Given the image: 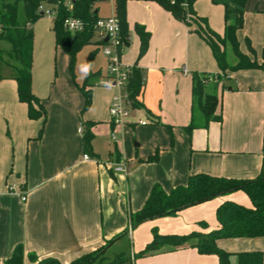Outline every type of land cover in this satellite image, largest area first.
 <instances>
[{
  "label": "crops",
  "instance_id": "obj_1",
  "mask_svg": "<svg viewBox=\"0 0 264 264\" xmlns=\"http://www.w3.org/2000/svg\"><path fill=\"white\" fill-rule=\"evenodd\" d=\"M127 2L136 10L125 8L128 40L123 51H130L127 58L122 51L121 62L136 65L143 84L137 114L122 125H113L108 116L103 124L95 122L90 113L94 102L82 113L84 97L70 75L60 77L46 66L48 72L36 79L34 30L39 28V18L30 26L31 90L42 100L46 119L44 123L42 118L30 119L26 104L17 97L7 54L10 43L0 41L5 55L0 62V264L19 243L25 252L24 264H33L26 256L30 252L70 264L125 230L108 247L126 239L134 261L136 252L151 240L153 227L161 234L208 232L218 228L215 210L224 200L251 206L247 195L237 191L131 228L130 212L142 208L154 184L170 192L184 185L190 174L254 178L264 173V73L259 69L227 71L216 85L207 83L206 91L218 99L214 114L219 118L188 134L184 127L192 115V74L218 72L211 49L191 31L194 25L175 19L156 2ZM113 13L112 6L111 14L97 15ZM135 24L149 34L147 49L138 60L141 37ZM52 26L53 19L51 27L44 29L52 32L45 51L56 57L60 47L55 44ZM258 43L262 48L264 38ZM257 60L260 62L261 57ZM111 96L109 92L106 107ZM139 118L148 124H137ZM195 118L203 121L198 114ZM85 120L95 122L90 154L84 151L78 132ZM156 151L158 160L146 161ZM116 163H123L124 171L114 172L111 166ZM217 245L232 253L261 251L264 264V237L219 239ZM185 255L195 264H216L215 257L201 255L189 245L149 254L179 264ZM232 264H236L235 258Z\"/></svg>",
  "mask_w": 264,
  "mask_h": 264
},
{
  "label": "trees",
  "instance_id": "obj_2",
  "mask_svg": "<svg viewBox=\"0 0 264 264\" xmlns=\"http://www.w3.org/2000/svg\"><path fill=\"white\" fill-rule=\"evenodd\" d=\"M152 1L168 11L175 19L188 26L194 25L195 27L191 31L197 33L208 44L218 66L216 74H198L196 72L192 74V115L190 123L184 127L186 132L191 134L194 128L204 127L210 120L219 118L214 114L218 99L213 92L206 91L207 83L214 82L216 85L226 76L227 71L259 69L264 73V45L261 48L260 62L251 59L239 50L236 32L243 25L244 8L247 0L222 1L224 6L223 35L214 32L205 19L196 15L193 10V4L196 0ZM212 1L216 3V0ZM41 3L56 5V17L53 19L52 30L56 46L60 47L69 58L68 69L72 81L74 80L75 55L84 45L89 44L93 37V24L98 17V10L96 7L92 9L93 0H72L71 10L63 6V0H0V41L5 40L10 43L7 54L12 64V78L16 82L18 100L26 104L30 119L42 118L44 123L46 111L43 102L31 90L33 32L30 26L43 16L37 12ZM115 10L120 22L121 34L128 38L125 1L117 0ZM69 15L79 17L85 22L83 31L70 33L64 29L63 19ZM135 30L141 37L138 60L147 49L149 34L137 24H135ZM227 43L236 57V62L232 65L228 64L226 60L225 46ZM93 52L95 50L88 55L82 84H75L84 97L82 113L90 108L92 87L97 85L103 76L99 71H91ZM1 61L2 51L0 49ZM142 84V73L136 65H132L126 91L134 109L140 106L137 97L141 92ZM195 114H198L203 121H197ZM94 124L95 122L90 120L81 122L82 143L87 154H90L91 151L90 144L93 138L91 128ZM157 160V151L146 159L148 162H156ZM237 191L247 195L251 206L248 207L232 200H224L215 210L218 228L208 232L191 231L186 234H161L156 227H153L151 240L134 257L149 255L162 249L175 250L189 245L195 247L199 254L216 255L219 264H232L234 258L236 264H263L261 251L232 253L220 248L217 241L229 238L264 237V173H260L254 178H228L206 173L190 174L184 185H178L170 192H165L159 184H154L142 208L134 213L130 212V225L131 228H135L146 220L172 217L182 209ZM201 224L205 223L201 222ZM125 233L126 230L95 250L73 259L70 264H122L127 260L125 253H116L111 259L105 253L108 246ZM26 256L33 264H61L56 257L52 256L39 258L33 252L27 253ZM24 257V248L19 243L13 247L10 255L2 263L24 264Z\"/></svg>",
  "mask_w": 264,
  "mask_h": 264
},
{
  "label": "rangeland",
  "instance_id": "obj_3",
  "mask_svg": "<svg viewBox=\"0 0 264 264\" xmlns=\"http://www.w3.org/2000/svg\"><path fill=\"white\" fill-rule=\"evenodd\" d=\"M222 1L225 0H216V3H214L212 0H197L193 4V10L195 13L206 20L208 26L214 30L216 33L220 34L223 32L224 27V6L222 4ZM95 7L99 8L98 13L100 15H109L112 11V3L111 2H95ZM134 4L127 2L125 4L126 10H136L135 7H133ZM132 10V11H133ZM244 22L240 29H238L236 38L238 42V47L241 52H247L246 54L249 55L251 59H259L261 57V45H259L258 42L264 38V0H247L245 4V11H244ZM51 18L48 16L43 15L39 18V28L35 32V39H34V49L36 52L35 56V62H34V75L36 79H38V76L44 75L45 72H48V67L52 68L53 71L56 70L57 75L60 77L63 76V74H69L68 69V63L69 58L68 56L63 52L61 48L58 50V54L55 57L53 52L51 54H48L47 51H45V44L46 41L50 39L52 40V32L50 30H44L45 28L49 29L51 27ZM49 37V38H48ZM97 37L94 36L91 38L89 44L84 45L75 55V61L73 66V72H74V84L81 85L84 76H85V65L88 58V55L91 51L95 50L93 52V57L91 58V70H98L100 72H104L107 62V56H105L102 53V47L101 44L96 42ZM97 48V50H96ZM130 49L123 51L124 56L127 58L129 54ZM225 52H226V60L230 64L235 63L236 58L231 50L230 45L227 43L225 46ZM2 58H5V55L2 53ZM258 61V60H257ZM50 63V64H49ZM184 64V63H183ZM46 66H48L46 68ZM5 67V66H3ZM184 68V67H183ZM184 70V69H183ZM197 73H211L213 71H196ZM190 73V71H189ZM52 74V73H50ZM104 75V74H103ZM113 95L116 92V88L111 86H100L95 85L92 87V95H91V105L94 106L93 109L96 111V115H93V112H90L92 116L96 119L95 122L97 123H104V120H106L107 116L110 121V115L108 111V106L106 107V98L108 94ZM95 95V99H94ZM129 109V117L126 121H128L131 118H134L137 114L136 109L134 108H128ZM92 111V110H91ZM110 137L112 139L113 136ZM119 138V133L117 132L115 134V141H117ZM114 140H112L113 142ZM207 213V217H210ZM212 218V217H211ZM209 220H207V226H210ZM136 228V227H135ZM123 252L126 254L127 260L123 262L122 264H179L178 261H168L164 262V260H158V257H150L149 255H144L141 257L135 258L133 261L130 257V251L128 249V241L126 239H123L122 242H118L106 250L105 255L111 259L116 253ZM138 253V252H136ZM204 255V254H201ZM206 255H212L216 258V264L218 263V258L214 254H206ZM182 264H195L192 260V258L188 255H185V260L182 262Z\"/></svg>",
  "mask_w": 264,
  "mask_h": 264
},
{
  "label": "built area",
  "instance_id": "obj_4",
  "mask_svg": "<svg viewBox=\"0 0 264 264\" xmlns=\"http://www.w3.org/2000/svg\"><path fill=\"white\" fill-rule=\"evenodd\" d=\"M111 2L113 6V14L105 17H97L93 24V37L96 36V42L101 44L102 53L107 56V65L104 75L99 79L97 85L111 86L116 88V92L111 96L108 111L110 121L113 125L125 124L129 117V107L132 108V102L126 91L128 77L131 72V65H124L121 62V53L127 47L128 38L122 36L121 26L115 12V4L117 0H93L92 9L95 8V2ZM121 1H145V0H121ZM63 6L68 10L72 8V0H63ZM37 12L41 15L48 16L52 19L56 17V5H47L41 3ZM85 22L73 15H69L63 19V27L70 33L81 32L85 28ZM92 37V38H93ZM185 71V69H184ZM137 124L146 125V119H137ZM78 132H82V127L78 128ZM114 138V137H113ZM84 158L88 155L84 154ZM114 172L124 171L123 163H116L111 166ZM133 258V256H131Z\"/></svg>",
  "mask_w": 264,
  "mask_h": 264
}]
</instances>
